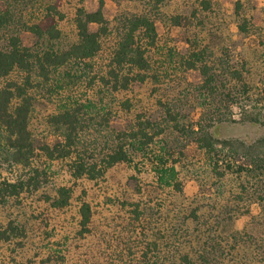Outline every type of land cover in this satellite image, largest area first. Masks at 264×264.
<instances>
[{
	"label": "rangeland",
	"instance_id": "rangeland-1",
	"mask_svg": "<svg viewBox=\"0 0 264 264\" xmlns=\"http://www.w3.org/2000/svg\"><path fill=\"white\" fill-rule=\"evenodd\" d=\"M100 1L49 0L65 18L60 20L46 15L42 6L34 7L25 18L27 22L36 19L43 30L58 26L62 31V40L55 45L66 47L76 40L75 7L83 6L93 12L98 9ZM103 1L109 33L103 39L104 52L95 60L93 70L83 65L60 69L49 85L45 88L41 86L34 92L35 107L31 114L30 131L36 156L31 169L42 173L39 178L42 184L38 191L34 192L31 188L29 194L0 205V230L14 221L27 231L26 239L0 243V264H41V259L64 254L67 255V264H106L109 254L118 246L120 233L122 237L129 238V233L140 227L132 224L134 208L127 205L133 204L141 205L143 220L151 222L157 233L160 231L154 238L163 240L164 236L174 234L172 222L176 219V212L186 219L195 209H221L231 201L236 216L239 215L231 232L237 231L245 240L252 241L251 232L259 237L262 230L264 241V216L260 217L263 206L251 205L247 198L245 205L239 202L236 183L240 178L248 181L252 193H255L257 184H263L259 189L261 193L264 191V178L255 181V174L249 170L254 167L251 165L252 158L264 156V142L259 144L264 141V126L247 121V117L252 116L264 122V0H210L213 3L212 12H203L202 0ZM237 3H241L240 14L249 22L248 34L239 31L242 21L235 15ZM134 17H146L156 26L154 47L146 45L148 42L142 31L137 34L141 37L139 44L147 49L146 57L150 65L142 73L145 81L137 80L125 92L112 91L111 87L104 89L98 77L107 75L113 51L127 32L128 20ZM91 29L97 31L98 28L93 26ZM5 34L0 37V47L6 46ZM21 37L26 47L37 50L45 47V40L29 32H23ZM202 50L207 53L208 65L219 74V80L226 83L225 89L220 88L223 96L234 95L236 99L234 102L231 99L224 101L223 105L219 103L215 128L218 140L232 141L236 148H232L230 153L228 149L219 147L222 153L210 161L193 138H186L177 132L170 133L173 123L165 114L169 109L173 116L182 115V121L188 126L201 117L204 107L200 103L203 104L205 99L200 97L199 90L205 77L201 69L190 68L189 63L193 61L191 55ZM225 63L229 64L230 70H225ZM235 69L242 72L243 83L231 81L229 73ZM127 70L126 67L122 70L123 75ZM224 75L227 79L223 78ZM89 102L97 104V108H93L100 114L95 117L97 123L106 120L105 126L94 124L97 131L90 127L82 135L81 150L85 151L82 154L95 159L93 161H96L98 169H106L103 161L114 146L120 143L130 146L126 139H118V134L131 131L137 115L149 118L158 126L157 130L160 127L167 130L166 136L158 138L160 143H170L167 155L163 154L159 144L143 152L131 150L130 162L110 168L103 178L96 181L73 180L67 164L70 161L49 160L42 148L63 142L61 132L51 122L61 110ZM127 105H131V113L126 110ZM165 119L170 122L166 123ZM4 136L5 131L0 129V183L4 180H29L32 175L30 170L13 164L7 158ZM161 157L168 160L170 157L171 164L178 161L182 192H177L173 186L160 184L156 168ZM215 161H220L221 171L228 172L230 165L232 172L237 173L242 167L251 174L244 172V176L240 177L229 170L225 184L221 185L220 179L211 172ZM220 185L226 190L222 191ZM62 186L72 188L74 199L66 212H56L47 203V198L53 197L56 189ZM80 200L88 201L94 211L96 237L90 241H79L76 236ZM145 223L142 221L141 226ZM247 229L248 234L244 232ZM101 234L106 236L107 241L97 239ZM111 235L116 237L114 242ZM260 240L258 247L263 244ZM141 248L145 249L144 246ZM258 252L264 262V247ZM137 261L129 262L137 264Z\"/></svg>",
	"mask_w": 264,
	"mask_h": 264
},
{
	"label": "trees",
	"instance_id": "trees-1",
	"mask_svg": "<svg viewBox=\"0 0 264 264\" xmlns=\"http://www.w3.org/2000/svg\"><path fill=\"white\" fill-rule=\"evenodd\" d=\"M201 5H203V12L214 10L210 0H202ZM36 6L44 7L45 10H43L48 16L60 20L65 18L56 7L49 3V0H0V37L6 33L4 39L6 46L0 47V129L6 133L4 146L8 153L7 158L13 164L29 169L32 174L27 181L11 182L4 180L1 182L0 205H6L10 199L18 198L23 194H29L31 188L32 191L36 192L42 184L39 179L42 173L37 169L35 171L31 169L36 156L33 135L30 131L31 114L35 107L34 92L41 86L45 88L49 85L54 80L56 71L60 69L83 65L85 68L93 70L95 60L104 52L103 39L109 33V22L105 16L103 0L100 1L98 9L93 12L87 11L83 6L75 7L76 40L69 46L57 47L55 44L62 40V31L58 26L43 30L36 19L31 22L26 21V14ZM241 9V3H237L235 15L242 21L239 25V31L248 34L249 22L240 14ZM93 26L98 28L97 31L91 29ZM125 29L127 32L113 51L107 68V75L98 77L99 81L101 80L103 83L98 82L103 85L102 88L111 87L112 91L116 92L129 91L131 84L137 80L145 81L146 77L142 73H145L150 65L146 57L147 49L139 44L141 37L139 38L137 34L142 31L144 39L148 42L147 46L154 47L157 39L155 24L146 17L129 19ZM23 32H29L34 37L45 40V47L41 50L26 47L21 37ZM191 57L193 61L189 63V67L201 69L205 77L204 84L199 90L200 97L205 99L203 104L200 103V106L204 107V111L198 121L190 122L189 126L182 121V115L173 116L169 109L165 114L169 120L171 118L170 121L173 123L169 130L170 133L177 132L186 138H193L210 161L218 158L219 153H222L218 150L219 147L223 150L228 149L230 153H232V148H236L232 141L218 140L215 133L218 124L216 117L220 104L223 105L224 101L229 99L234 102L236 99H234V95L223 96L220 88L225 89L226 83L220 81L219 74L208 65L206 51L195 52ZM125 67L128 68V72L123 75L122 70ZM224 68L227 71L230 70L229 64L225 63ZM243 68L245 69L244 64ZM136 71L138 73L134 75ZM229 74L231 81L236 80L243 83V74L239 70L235 69ZM223 78L227 79V75H224ZM95 107L97 108L96 103L89 102L61 110L51 122L61 132L64 138L63 142L54 147L45 146L42 148L44 155L49 160L70 161L67 164L73 180L76 182L82 179L96 181L103 178L110 168L130 162L129 153L131 150L143 152L148 150L147 148L159 144L163 154L167 155L170 143L158 141L160 136H166L165 131L167 130L161 127L157 130L158 126L151 123L149 118L137 115L136 123L131 127V131L118 134V139H126L130 146H126L124 143L114 146L112 150L110 149L112 152L106 155L103 161L107 166L106 169L102 167L98 169L96 161H93L95 159L86 158L87 154H82L85 151L81 150L82 135L90 127L96 129L94 124L98 127L106 125L105 119L97 123L95 117L100 116V114L93 110ZM126 110L131 113V105H127ZM92 112H95V115H92ZM169 120L165 119L166 123ZM247 121L264 126L261 118H252L251 116L247 117ZM150 130H153V133H149ZM263 142L261 141L259 144L262 145ZM219 163L220 161L213 162L211 172L220 179L221 185L225 184L224 180L228 177L229 170H231V174L238 173L240 177L244 176V172H248V174L250 172L242 167L237 173L232 172L233 169L230 165L227 169L228 172L226 170L221 171ZM251 165L254 167L249 170L255 174V181L264 178V156L258 159L252 158ZM194 168L195 165L192 166V170ZM156 170L159 174L160 184L173 186L177 192H182V185L179 182L178 161L171 164L170 157L169 160L161 157ZM245 178L247 179V175ZM236 183L239 188L237 200L245 205V198H247L251 205L263 206L260 216L263 217L264 191L261 193L259 189L263 184L261 186L257 184L255 193H252L248 181H243L240 178L237 179ZM221 185L220 187L223 189ZM224 190L226 187L222 191ZM73 196L72 188L62 186L56 189L53 197L47 198V203L56 212H66L72 206ZM127 206L134 208L132 210V220L134 221L132 224L140 227L134 226V230L129 233V238L127 236L122 237V233H120L118 246L112 254H109L106 264H130L129 261L131 260H138L137 264H264L258 252L264 247L262 230L259 237L251 232L252 241L245 240L244 236L237 231L231 232L232 225L239 216H236L237 212L231 201L227 205H223L221 209L215 207L209 211L195 209L186 219L183 218L184 215L176 212V219L172 222L175 235L161 237L164 241L154 238L160 234V231L157 233L151 227V222L143 220L144 211L141 205ZM78 218L76 236L79 241L94 239L96 237L93 227L94 211L88 201L80 200ZM142 221L147 224L141 226ZM244 232L248 234V229ZM105 237L101 234L97 239L107 241ZM26 238V229L14 221H11L6 229L0 230V243ZM111 238L113 242L116 239L112 235ZM258 240L263 243H260L259 247L257 246ZM141 246H144L145 249H142ZM67 262L66 254L41 259V264H67Z\"/></svg>",
	"mask_w": 264,
	"mask_h": 264
}]
</instances>
